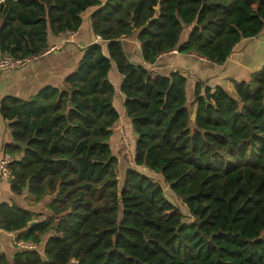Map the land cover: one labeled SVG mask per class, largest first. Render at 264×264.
<instances>
[{"label":"trees","instance_id":"16d2710c","mask_svg":"<svg viewBox=\"0 0 264 264\" xmlns=\"http://www.w3.org/2000/svg\"><path fill=\"white\" fill-rule=\"evenodd\" d=\"M87 15L102 41L63 88L0 100L16 160L6 183L34 203L2 202L0 231L36 245L50 235L43 253L13 254L0 240V264H264V67L235 92L197 84L192 100L179 72L150 73L173 50L226 64L264 33V0H0V52L40 54ZM113 66L136 140L121 189ZM143 167L161 174L191 223ZM38 205L50 215L30 226L45 216Z\"/></svg>","mask_w":264,"mask_h":264},{"label":"crops","instance_id":"0c3cea01","mask_svg":"<svg viewBox=\"0 0 264 264\" xmlns=\"http://www.w3.org/2000/svg\"><path fill=\"white\" fill-rule=\"evenodd\" d=\"M88 15L85 18L87 21L85 20L86 22L83 28L78 33H75V37H72V34H68L51 38L49 47H54L56 49L49 56L44 57L42 60L26 69L1 73L0 100L8 95L25 100L48 86L63 88L67 76L73 73L77 68L84 49L89 45L102 41L92 33ZM128 48L132 58H136L138 43L136 41L130 42ZM2 56L0 52V58ZM150 67V73L154 80H156L158 76L167 77L173 72H179L180 75L188 79L189 92H193L197 84H203L205 87L210 88L221 86L230 92H235V82L247 80L252 73L264 67V33L256 38L244 40L238 44L231 58L222 66L208 61L195 52L188 54H180L178 52L174 54L170 51L160 56L158 64ZM112 77H114L118 83L119 94V105L114 106L117 107L116 109L120 113V120L113 128V136L115 135L116 138L115 146L118 151L122 145V131L126 136H129L131 147L136 144V140L131 120L125 113V97L120 91L123 77L118 74L115 66H113L109 74L110 80ZM6 128V123L3 122V119L0 117V159L5 151L4 146L10 142L9 132ZM128 166L129 165L124 161L120 162V168L124 175L129 169ZM12 200L23 202V206H25L26 202L31 206L34 205V203L28 199L24 201V199L14 197L10 191L9 184L0 178V204ZM36 212L37 214L45 215L34 220L38 222L44 220L47 215H50L47 210L42 212L38 209ZM6 236L14 235L0 231L1 241H4L3 239Z\"/></svg>","mask_w":264,"mask_h":264},{"label":"built area","instance_id":"2783aa9c","mask_svg":"<svg viewBox=\"0 0 264 264\" xmlns=\"http://www.w3.org/2000/svg\"><path fill=\"white\" fill-rule=\"evenodd\" d=\"M72 34V37H75V33ZM100 38V37H99ZM101 39V38H100ZM56 48L49 47L45 51L40 54L32 55L26 58H14L12 56H2L0 58V74L11 71H20L26 69L29 66L34 65L38 61L42 60L44 57L49 56L55 51ZM172 53L177 54V50H173ZM123 138L121 141L122 154L126 156L129 162L132 164L133 156L130 151L131 141L126 136V134L122 131ZM15 158L8 152L4 151L2 158L0 159V178L4 181L12 179L13 169L12 165L15 163ZM16 246L21 249L28 250H37L38 245L34 243H25V242H16Z\"/></svg>","mask_w":264,"mask_h":264},{"label":"rangeland","instance_id":"374dc122","mask_svg":"<svg viewBox=\"0 0 264 264\" xmlns=\"http://www.w3.org/2000/svg\"><path fill=\"white\" fill-rule=\"evenodd\" d=\"M51 60H53L52 58H49ZM111 83L115 89V95H114V105L118 106L119 105V94H118V83L117 81L114 79V77L111 78ZM192 92H190V100L193 99V95L191 94ZM115 106V107H116ZM117 108V107H116ZM192 120H194V116L192 117ZM4 122V120H3ZM7 129V128H6ZM0 135H1V131H0ZM129 138V136H128ZM130 139V138H129ZM133 140V139H132ZM112 146H113V150L116 154H118V157L121 161H124L127 165L131 164L129 162V160L127 158H125L126 156H124V154H122V147L119 149V151H117V148L115 146L116 143V138L115 135L113 136L112 140ZM130 151L132 153V151H134V147L132 146V148H130ZM128 168V167H127ZM119 171V175H118V180H119V189H121L123 187L124 184V180H125V175L124 173L121 171V168H118ZM139 172H141L143 175L148 176L150 178H152L156 183H158L161 187L164 188L166 195L168 196L169 200L175 205V207L177 208V212L181 213L184 216L185 222L187 223H191L193 220L192 218L189 216V212L187 211V209L185 208L183 202L177 198L174 194H172L171 190L169 189V185H167L165 183V181L163 180V177L161 176V174L153 172L145 167L143 168H139L138 169ZM126 173V172H125ZM4 181V180H3ZM6 182V181H5ZM43 205V204H42ZM42 205H38L37 210L40 209V211L45 212L47 209L45 208V206ZM42 208V209H41ZM49 234H46L42 237V241L41 243L38 245L37 247V251H39V253H43L44 252V248H45V242L46 239L49 237ZM1 240V239H0ZM3 244L6 245L7 244V248L5 247V249L7 251H9L10 253H15L17 251V247H16V239L15 236H6L3 239ZM13 254H10V261L12 260V256Z\"/></svg>","mask_w":264,"mask_h":264},{"label":"water","instance_id":"95a60500","mask_svg":"<svg viewBox=\"0 0 264 264\" xmlns=\"http://www.w3.org/2000/svg\"><path fill=\"white\" fill-rule=\"evenodd\" d=\"M159 15V13H157V16ZM26 148V147H25ZM12 181H13V179H10L8 182H9V184H11L12 183ZM39 222L38 221H34V222H32L31 224H30V226H34V225H37Z\"/></svg>","mask_w":264,"mask_h":264}]
</instances>
